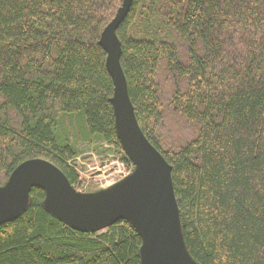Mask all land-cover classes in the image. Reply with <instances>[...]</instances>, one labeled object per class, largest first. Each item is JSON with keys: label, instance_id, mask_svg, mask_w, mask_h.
<instances>
[{"label": "trees", "instance_id": "obj_1", "mask_svg": "<svg viewBox=\"0 0 264 264\" xmlns=\"http://www.w3.org/2000/svg\"><path fill=\"white\" fill-rule=\"evenodd\" d=\"M122 2L0 0V186L36 157L77 183L65 120L131 166L98 43ZM116 34L138 124L171 166L189 254L199 264H264V0H132ZM168 110L190 129L170 147L158 133ZM44 196L33 188L26 210L0 224V264H140L129 221L75 231L44 209Z\"/></svg>", "mask_w": 264, "mask_h": 264}, {"label": "water", "instance_id": "obj_2", "mask_svg": "<svg viewBox=\"0 0 264 264\" xmlns=\"http://www.w3.org/2000/svg\"><path fill=\"white\" fill-rule=\"evenodd\" d=\"M131 4L132 0H123L98 43L106 53V68L114 86L110 102L115 131L133 170L106 189L80 193L49 160L27 159L0 187V224L21 215L37 187L45 194L44 209L75 231L95 233L117 221H129L141 238L140 264H199L183 239L171 166L141 130L120 64L121 43L116 31Z\"/></svg>", "mask_w": 264, "mask_h": 264}, {"label": "rangeland", "instance_id": "obj_3", "mask_svg": "<svg viewBox=\"0 0 264 264\" xmlns=\"http://www.w3.org/2000/svg\"><path fill=\"white\" fill-rule=\"evenodd\" d=\"M167 112L162 118L158 133L162 137L163 144L169 146L166 143L183 142L185 136L189 135L190 129L186 127L178 114H173L169 110ZM67 121H64L65 131L59 129L61 133H67L70 142L78 149V155L71 162L78 175V181L73 186L78 192L91 193L106 189L133 170L134 166L124 152V156L131 162V166H126L122 162L123 154L112 145L95 137L86 138L78 123L71 125ZM105 230L98 231L97 234L103 233Z\"/></svg>", "mask_w": 264, "mask_h": 264}]
</instances>
